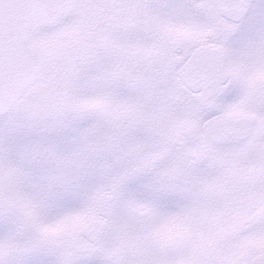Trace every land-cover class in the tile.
Returning <instances> with one entry per match:
<instances>
[{
  "label": "snow or ice",
  "instance_id": "obj_1",
  "mask_svg": "<svg viewBox=\"0 0 264 264\" xmlns=\"http://www.w3.org/2000/svg\"><path fill=\"white\" fill-rule=\"evenodd\" d=\"M0 264H264V0H0Z\"/></svg>",
  "mask_w": 264,
  "mask_h": 264
}]
</instances>
